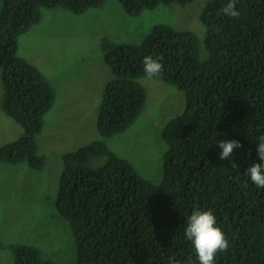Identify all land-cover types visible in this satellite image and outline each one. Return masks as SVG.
<instances>
[{
	"label": "trees",
	"instance_id": "trees-1",
	"mask_svg": "<svg viewBox=\"0 0 264 264\" xmlns=\"http://www.w3.org/2000/svg\"><path fill=\"white\" fill-rule=\"evenodd\" d=\"M105 1L0 0L1 107L22 127L18 138L0 145V162H25L35 170L46 165L36 136L55 90L41 68L18 55V36L40 21L41 8L81 13ZM119 1L138 16L192 0ZM227 3L205 1L202 39L155 25L139 44H119L104 55L115 76L98 107L100 138L60 155L55 209L75 236L76 264H198L184 234L194 208L213 210L228 238L215 264H264V189L245 173L260 163L257 144L264 135V0H236V18L223 13ZM149 55L162 58L156 77L184 92L182 113L161 131L167 148L159 184L105 143L140 114L147 89L139 79ZM233 139L242 146L221 160L219 141ZM8 247L14 264H55L35 246Z\"/></svg>",
	"mask_w": 264,
	"mask_h": 264
},
{
	"label": "rangeland",
	"instance_id": "rangeland-1",
	"mask_svg": "<svg viewBox=\"0 0 264 264\" xmlns=\"http://www.w3.org/2000/svg\"><path fill=\"white\" fill-rule=\"evenodd\" d=\"M205 1L162 4L138 16L128 15L119 0H106L81 13L41 8L40 21L18 36V55L41 68L55 82L56 92L53 108L36 136L45 167L35 170L25 162H0V264H14L9 244L35 246L55 264H76L75 236L67 219L55 209L60 155L100 138L95 118L104 87L115 76L104 55L119 44H139L155 25L191 31L202 39L199 14ZM139 80L147 89L140 114L105 143L144 178L159 184L167 148L161 131L182 113L184 92L157 77L145 75ZM1 104L0 77V145L22 133Z\"/></svg>",
	"mask_w": 264,
	"mask_h": 264
},
{
	"label": "clouds",
	"instance_id": "clouds-1",
	"mask_svg": "<svg viewBox=\"0 0 264 264\" xmlns=\"http://www.w3.org/2000/svg\"><path fill=\"white\" fill-rule=\"evenodd\" d=\"M222 11L232 18H236L240 14L236 9V0H228V3L223 7ZM161 60L162 58L154 59L150 55L143 58V71L147 77H156L163 71ZM50 81L56 92L55 82L53 80ZM83 112H85V110L81 112V115ZM96 124L97 115L95 118V126ZM258 139L257 152L260 163L254 162L246 169L245 173L257 188L264 189V135L260 136ZM241 146L240 142L235 139L227 141L220 140L218 143V147L221 149L219 158L221 160H228L233 156L234 149L240 148ZM184 234L185 238L191 242L194 248L198 264H215L216 254L218 252H224L229 248L228 238L223 229L218 226L217 218L211 209L201 210L199 208H194L187 218V226L184 229ZM189 264H191V262H189Z\"/></svg>",
	"mask_w": 264,
	"mask_h": 264
}]
</instances>
